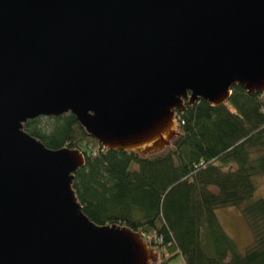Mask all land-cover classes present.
I'll return each mask as SVG.
<instances>
[{
  "label": "water",
  "instance_id": "obj_1",
  "mask_svg": "<svg viewBox=\"0 0 264 264\" xmlns=\"http://www.w3.org/2000/svg\"><path fill=\"white\" fill-rule=\"evenodd\" d=\"M264 91V0H0V264H154L138 231L97 223L72 186L84 152L24 124L71 112L145 156L177 111Z\"/></svg>",
  "mask_w": 264,
  "mask_h": 264
},
{
  "label": "trees",
  "instance_id": "obj_2",
  "mask_svg": "<svg viewBox=\"0 0 264 264\" xmlns=\"http://www.w3.org/2000/svg\"><path fill=\"white\" fill-rule=\"evenodd\" d=\"M211 105L200 98L177 111L180 128L163 149L137 155L106 149L75 115H40L24 124L45 145L77 147L84 164L72 186L97 223L138 230L160 254L158 264H264V196L253 197V176L264 174V91L238 84ZM240 208L253 241L241 252L215 208Z\"/></svg>",
  "mask_w": 264,
  "mask_h": 264
},
{
  "label": "rangeland",
  "instance_id": "obj_3",
  "mask_svg": "<svg viewBox=\"0 0 264 264\" xmlns=\"http://www.w3.org/2000/svg\"><path fill=\"white\" fill-rule=\"evenodd\" d=\"M253 180L256 184L253 197L264 196V174L253 176ZM215 212L225 231L235 241L237 248L244 252L246 247L253 241V234L240 208L235 205L219 206L215 208ZM155 249L158 252V257L153 263L158 264L161 253L156 247ZM168 264H183V261L180 256H176Z\"/></svg>",
  "mask_w": 264,
  "mask_h": 264
}]
</instances>
